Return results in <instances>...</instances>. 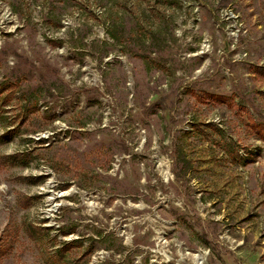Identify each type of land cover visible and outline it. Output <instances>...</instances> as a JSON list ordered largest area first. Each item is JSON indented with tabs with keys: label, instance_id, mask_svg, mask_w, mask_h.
Here are the masks:
<instances>
[{
	"label": "rangeland",
	"instance_id": "rangeland-1",
	"mask_svg": "<svg viewBox=\"0 0 264 264\" xmlns=\"http://www.w3.org/2000/svg\"><path fill=\"white\" fill-rule=\"evenodd\" d=\"M260 66L264 0H0V264H264Z\"/></svg>",
	"mask_w": 264,
	"mask_h": 264
},
{
	"label": "trees",
	"instance_id": "trees-1",
	"mask_svg": "<svg viewBox=\"0 0 264 264\" xmlns=\"http://www.w3.org/2000/svg\"><path fill=\"white\" fill-rule=\"evenodd\" d=\"M257 70L264 75V66H260L257 68ZM213 96V95H211ZM216 99H223L225 98L224 96H214ZM211 126H214V124H211ZM261 126H264V125H261ZM34 229V232L37 233L38 232V228L35 227L33 228ZM115 240H116V236L114 235V240L112 241V243L110 245H108L106 247V249H114L115 251L117 252H121V249L123 248V244L122 243H115ZM80 244L81 246H83V240H81L80 238H75L71 241H63L62 242V245L60 247H57L54 251L55 255L52 256V259L50 261V264H71V262L69 261L70 259V255H71V258L72 256L75 257V255H72L74 253H70L69 251V248L72 246V245H78ZM93 252V249H92V245H89L88 247H86L81 255L84 256V255H88V254H91ZM68 253H70V255H68Z\"/></svg>",
	"mask_w": 264,
	"mask_h": 264
}]
</instances>
